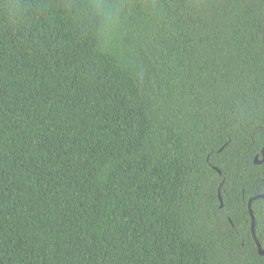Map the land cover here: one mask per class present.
Wrapping results in <instances>:
<instances>
[{"label": "trees", "instance_id": "obj_1", "mask_svg": "<svg viewBox=\"0 0 264 264\" xmlns=\"http://www.w3.org/2000/svg\"><path fill=\"white\" fill-rule=\"evenodd\" d=\"M7 2L0 264H264V0Z\"/></svg>", "mask_w": 264, "mask_h": 264}, {"label": "clouds", "instance_id": "obj_2", "mask_svg": "<svg viewBox=\"0 0 264 264\" xmlns=\"http://www.w3.org/2000/svg\"><path fill=\"white\" fill-rule=\"evenodd\" d=\"M20 7L21 5L19 3L12 2V0H8V2L4 4V8L10 20H14L16 18ZM118 9L119 5L108 6L104 3V0H93L89 6V12L97 20L98 28L101 32L104 30L106 17H108L110 12L113 16H115Z\"/></svg>", "mask_w": 264, "mask_h": 264}, {"label": "water", "instance_id": "obj_3", "mask_svg": "<svg viewBox=\"0 0 264 264\" xmlns=\"http://www.w3.org/2000/svg\"><path fill=\"white\" fill-rule=\"evenodd\" d=\"M261 154L263 156L262 161H264V147L261 150ZM256 158H258V155L256 156ZM215 168L218 169L217 167H215ZM219 172H221V171L219 170ZM219 197H220V194H219ZM258 198H264V194H258L256 196L250 198L248 200V209H249V214H250V217H251V232H252L253 238H254V240H255V242L257 244L259 254L264 255V246L261 245V243L259 242V240L257 238V235H256V231H255L256 220H255L254 211L252 209L253 201L255 199H258ZM220 199H221V197H220Z\"/></svg>", "mask_w": 264, "mask_h": 264}, {"label": "flooded vegetation", "instance_id": "obj_4", "mask_svg": "<svg viewBox=\"0 0 264 264\" xmlns=\"http://www.w3.org/2000/svg\"><path fill=\"white\" fill-rule=\"evenodd\" d=\"M258 155V158H256V156ZM256 156H255V158H254V162L256 163V164H264V161H262V159H263V156L262 155H259V154H257ZM254 197V196H253ZM250 198H252V197H250ZM249 198V199H250ZM248 199V200H249ZM247 206H248V202H247ZM229 220L231 221V219H230V217H229Z\"/></svg>", "mask_w": 264, "mask_h": 264}]
</instances>
